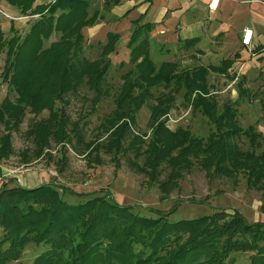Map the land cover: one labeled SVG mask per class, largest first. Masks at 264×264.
Segmentation results:
<instances>
[{"label":"trees","instance_id":"1","mask_svg":"<svg viewBox=\"0 0 264 264\" xmlns=\"http://www.w3.org/2000/svg\"><path fill=\"white\" fill-rule=\"evenodd\" d=\"M36 1L0 0V6L6 3L19 17L34 19L23 38L14 35L4 41L0 27V49L5 47L2 79L17 97L15 103L4 98L0 125L8 127L6 130L14 127L25 107L34 113L45 108L49 112L47 136L57 132L63 140L69 139L68 119L63 110L54 108L55 102L85 86L93 94L87 116L98 109L110 68L108 56L115 51L119 36L107 33L100 58L83 59L82 30L103 18L99 9L92 10V0H49L41 5ZM121 1L102 0V10L109 11ZM151 29L150 23H141V18L132 21L127 43L132 69L121 76L114 109L103 123L114 136L105 145L106 150L113 148L115 160L138 111L152 97V89L162 87L166 92L150 106L152 133L144 149V164L152 173L166 162L169 177L179 178L174 169L181 167L180 160L191 157L210 177L244 173L253 184L263 183L264 152L238 151L237 145L230 143L242 135L254 143L257 134H252L251 127H238L234 103L220 109L210 95L209 73L226 74L232 62L223 60L218 66L192 68H179L169 61L156 65L150 54ZM53 34L59 35L58 40L45 46ZM195 40H183L182 46L188 48ZM239 92L247 95L246 91ZM176 97L212 127L206 139L191 137L187 130L171 134L164 127L162 118L170 112ZM43 125L39 128L42 137ZM159 131H164L162 139L157 136ZM170 136L173 143L167 145ZM9 140V135L3 137L0 155L10 150ZM139 140L137 137L133 142ZM172 185L170 178L158 183L165 194ZM60 190L49 183L33 188H0V244H8L0 250V264L18 259L30 243L48 247L34 264H233L235 253H249L248 264H264V222L250 223L238 210L171 221L169 216L175 208L167 213L149 209L154 215L145 216L135 213L132 206L118 204L108 192L81 195L62 186ZM64 194L84 196L86 200L69 203ZM261 207L264 211V192Z\"/></svg>","mask_w":264,"mask_h":264},{"label":"rangeland","instance_id":"2","mask_svg":"<svg viewBox=\"0 0 264 264\" xmlns=\"http://www.w3.org/2000/svg\"><path fill=\"white\" fill-rule=\"evenodd\" d=\"M43 3H47V0H43ZM100 5L101 0L91 1L92 10L98 9ZM3 10L13 18L19 17L7 9ZM105 12L107 11L99 12L104 20L108 17V12L104 14ZM33 20L29 17L28 20L16 21L0 16L3 40L6 41L14 35L23 38ZM100 21L101 19H98L94 25L99 26ZM91 28L93 27L90 26ZM83 30L86 32V29ZM99 35L100 38L91 41H84L83 37L81 58L88 61L100 58L105 37L103 39V32ZM58 38V34H53L45 46L57 41ZM208 50L214 51L212 48ZM123 52V49L116 48V52L108 56L110 68L103 84L104 95L93 114L87 116L93 94L85 86L55 102L54 108L63 110L68 119L66 131L69 139L63 140L57 132L47 136V129L49 131L50 127L48 124L45 125V122L49 112L45 108L39 113H34L25 107L22 117L19 118L20 122L14 127L6 130L8 127L0 125V147L4 136L9 135L10 139L8 146L10 150L5 155H0V188L15 185L33 188L49 183L59 187L60 193V186L81 195H103L108 192L118 204L132 206L133 211L139 215L153 216L149 209L167 213L175 208L169 216L171 221L194 219L216 211L231 214L233 210H238L250 223L264 222V211L261 207L264 182L253 184L244 173L233 177L220 175L210 177L201 168L199 161L191 157L180 160L181 167L176 166L174 169L180 174L179 178L169 177L170 168L166 162L157 167L156 173H152L151 169L145 166L144 149L148 146L152 133L150 106L156 103V97L166 92L162 87L152 89V97L138 111L122 141V150H119L114 160L113 148L109 151L105 148L109 139L114 137L113 131L105 130L103 123L114 109L113 103L122 85L121 76L132 69V65L128 63L129 58ZM194 53L193 48L163 51L158 50L157 46H151L150 49L151 59L156 65L169 61L177 63L179 68L200 65L196 62ZM219 57L203 58L202 65H217ZM4 63L5 47L0 49V105L6 97L13 103L17 99L8 91L7 83L2 79ZM261 69L251 68L244 80H241V77H238V80L230 79L238 71L235 66L229 70L228 78L211 72L208 75L210 95L214 97L218 107L222 109L225 104L234 103L238 127L241 129L251 127L252 134H257L254 143L249 140L251 138L243 135L230 143H235L238 151L255 154L264 152V72ZM238 83H242L241 91H246L247 95H241L242 93L237 90ZM16 117L17 115L14 118ZM162 119H165L164 127L171 134L178 129L187 130L191 137L206 139L212 129L199 113L192 112L190 107H186L180 97H176L170 112ZM42 124L44 137L40 135L39 130ZM157 136L159 139L165 137L164 131H159ZM137 137L140 140L134 143ZM172 139L171 136L168 137V143L165 144L173 143ZM45 143L47 147L42 148ZM177 150L178 148L173 151V155ZM167 178H170L174 186H170L165 194L159 189L158 183L167 181ZM63 197L69 203L86 200L84 196L69 194H64ZM2 235L3 231L0 228V240ZM7 245L0 244V250L6 249ZM47 248L45 245L30 243L18 259L8 264H34L36 257ZM248 256L249 253H235L233 264H248Z\"/></svg>","mask_w":264,"mask_h":264},{"label":"crops","instance_id":"3","mask_svg":"<svg viewBox=\"0 0 264 264\" xmlns=\"http://www.w3.org/2000/svg\"><path fill=\"white\" fill-rule=\"evenodd\" d=\"M210 2L211 0H122L107 11L108 17L105 20L102 18L99 26L96 24L91 29L84 28V41L100 38L101 32L104 33L103 39L107 33H117L119 39L116 48L123 49V54L129 58L127 43L132 21L141 18V23H150L152 26L150 49L151 46H157L158 50L163 51L193 48L196 62L200 64L197 67L203 66V58L220 56L219 64L223 60H229L232 62L231 67L238 69L236 75L230 77L231 80H238V77L244 80L248 71L254 67L262 68L261 71L264 72V0H219L215 11L209 9ZM35 4L41 5L43 0H37ZM1 6L17 15V11L6 3L2 2ZM98 9L103 12L102 5ZM245 30L252 31L249 45L241 42ZM187 39L196 40L193 45L184 49L182 41ZM209 48L214 51H209ZM231 67L226 74L219 75L228 78ZM241 84H237L238 91L243 88ZM209 87L211 88L210 85Z\"/></svg>","mask_w":264,"mask_h":264},{"label":"built area","instance_id":"4","mask_svg":"<svg viewBox=\"0 0 264 264\" xmlns=\"http://www.w3.org/2000/svg\"><path fill=\"white\" fill-rule=\"evenodd\" d=\"M218 1L219 0H211L210 4H209V9L211 11H215L217 9V6H218ZM0 16H3L4 18L6 19H9V20H16V21H21V20H28L29 17H17V18H13L11 17L10 15H8L5 10H3V7L0 6ZM251 36H252V31L251 30H245L243 32V35H242V44L243 45H249L250 44V41H251Z\"/></svg>","mask_w":264,"mask_h":264}]
</instances>
